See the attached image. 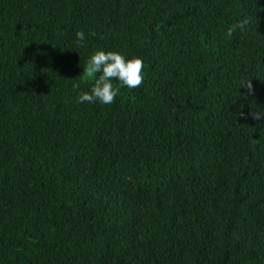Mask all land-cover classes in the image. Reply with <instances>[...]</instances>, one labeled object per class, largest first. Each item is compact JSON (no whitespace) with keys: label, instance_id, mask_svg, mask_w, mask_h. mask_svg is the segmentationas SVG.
<instances>
[{"label":"trees","instance_id":"1","mask_svg":"<svg viewBox=\"0 0 264 264\" xmlns=\"http://www.w3.org/2000/svg\"><path fill=\"white\" fill-rule=\"evenodd\" d=\"M97 49L143 83L78 102ZM254 110L264 0H0V264H264Z\"/></svg>","mask_w":264,"mask_h":264},{"label":"clouds","instance_id":"2","mask_svg":"<svg viewBox=\"0 0 264 264\" xmlns=\"http://www.w3.org/2000/svg\"><path fill=\"white\" fill-rule=\"evenodd\" d=\"M249 20L246 18L228 28V35H231L237 29L245 30ZM90 35H95L94 32ZM85 33L76 32V42L78 46H85ZM143 60L138 56L126 57L119 51H104L102 49L94 50L84 65L83 73L93 80L90 91H84L79 94L78 102L93 103L99 101L102 104H112L120 92L121 87L130 89L138 88L143 83ZM99 74V75H97ZM113 81H117L114 84ZM74 84L73 88H78ZM246 87L248 94L254 93V88L250 80L241 81L240 88ZM243 95V94H241ZM247 96H245V99ZM253 119L260 120L264 112L251 113Z\"/></svg>","mask_w":264,"mask_h":264}]
</instances>
